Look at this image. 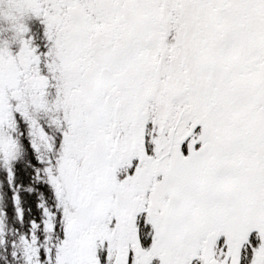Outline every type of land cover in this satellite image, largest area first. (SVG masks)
Here are the masks:
<instances>
[{"label": "snow or ice", "instance_id": "6c2138e0", "mask_svg": "<svg viewBox=\"0 0 264 264\" xmlns=\"http://www.w3.org/2000/svg\"><path fill=\"white\" fill-rule=\"evenodd\" d=\"M0 264H264V0H0Z\"/></svg>", "mask_w": 264, "mask_h": 264}]
</instances>
